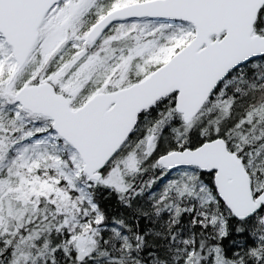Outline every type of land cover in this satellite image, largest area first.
Here are the masks:
<instances>
[{
	"label": "snow or ice",
	"instance_id": "1",
	"mask_svg": "<svg viewBox=\"0 0 264 264\" xmlns=\"http://www.w3.org/2000/svg\"><path fill=\"white\" fill-rule=\"evenodd\" d=\"M0 264H264V0H0Z\"/></svg>",
	"mask_w": 264,
	"mask_h": 264
}]
</instances>
